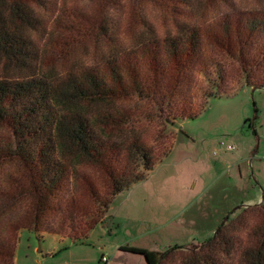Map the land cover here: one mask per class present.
I'll return each instance as SVG.
<instances>
[{
  "label": "rangeland",
  "instance_id": "obj_1",
  "mask_svg": "<svg viewBox=\"0 0 264 264\" xmlns=\"http://www.w3.org/2000/svg\"><path fill=\"white\" fill-rule=\"evenodd\" d=\"M132 2L108 0L99 5L94 0H40L31 4L36 24L30 30V40L44 62L58 71L88 61L100 63L113 47L132 53L145 36L160 44L162 38L176 34L180 22L195 25L201 42L189 69L175 76L176 81L163 69L162 49L157 43H153L159 52L155 60L164 74L157 79L139 54L127 57L141 73L150 98L122 100L100 109L128 114L133 124L127 132L139 137L157 157L152 169L112 199L104 223L89 231L87 245L75 246L70 238L25 229L18 236L14 264H104L101 257L106 255V246L119 242L158 252L179 247L180 252L162 262L179 264L175 262L177 255L202 253L199 248L213 238L227 214L230 221L225 232L232 248L229 253H214V262L237 264L246 233L255 222L252 213L241 211L245 207H237L258 193L264 196V184L260 183H264V89L243 85L240 64L226 48L214 49V39L221 34L222 20L264 18V0H164L161 5L153 0ZM98 11L105 27L101 33L97 20L91 28L87 22ZM70 21H80L82 27L65 30ZM259 49V55L252 54ZM248 57L250 82L260 86L264 83V30L252 35ZM214 62L222 69L221 80H215ZM5 71L18 73L9 67ZM209 79L218 81L219 95L208 98L206 105L205 95L212 90ZM196 112L194 118H176L162 134L164 119ZM5 130L0 132L2 138L7 135ZM123 135L115 133L111 141L118 145ZM221 141L235 149L227 150ZM116 163L122 167L118 152ZM10 170V164L0 166V186ZM71 187L68 177L45 219L46 228L55 226ZM16 212L3 218L0 225ZM75 222L79 223V218ZM123 250L130 258L128 262L118 258L119 263L148 264L145 255Z\"/></svg>",
  "mask_w": 264,
  "mask_h": 264
},
{
  "label": "trees",
  "instance_id": "obj_2",
  "mask_svg": "<svg viewBox=\"0 0 264 264\" xmlns=\"http://www.w3.org/2000/svg\"><path fill=\"white\" fill-rule=\"evenodd\" d=\"M38 1L0 0V132L7 130L5 137L0 136V166L13 167L0 186V221L17 211L0 225V264H14L18 236L25 229L39 235L48 232L67 237L74 244L86 243L89 231L104 223L112 199L143 180L157 159L139 137L127 132L126 128L133 124L127 113L100 107L150 98L141 73L127 57L139 54L157 79L164 75L155 60L159 52H155L153 43L158 42L145 36L132 53L113 47L100 63L88 61L58 71L44 62L30 40V30L36 24L31 4ZM94 1L100 5L108 0ZM130 1L135 4L140 0ZM153 1L164 4V0ZM90 16L86 17L89 28L97 20L98 33L104 32L100 11ZM80 21L84 26L85 22ZM80 21L67 22L65 30L81 28ZM219 26L221 34L214 39V49L226 48L236 59L243 85L264 88V83L257 86L250 82L252 67L248 57L251 37L264 30V18L256 15L241 21L226 19ZM176 27V34L162 38L158 44L164 58L161 65L174 75V81L175 76L189 69L201 42L195 25L180 22ZM260 51L252 54L259 55ZM212 64L215 80H221V67ZM8 67L18 73L10 75L5 71ZM209 82L212 90L205 95L206 105L208 98L219 95L218 81ZM96 107L99 109L94 110ZM198 112L164 119L162 134L176 118H194ZM115 133L125 135L118 145L111 141ZM117 152L122 158L121 168L117 167ZM68 177L71 192L55 226L48 229L45 219L53 211L54 200ZM241 211L252 213L255 222L246 233L247 241L239 250L237 264H264V202ZM77 218L79 223L75 222ZM229 221L227 218L213 238L201 245L202 253L177 255L175 262L215 264L214 253H229L232 248L225 232ZM124 249L145 255L148 264H162L181 248L166 252Z\"/></svg>",
  "mask_w": 264,
  "mask_h": 264
},
{
  "label": "crops",
  "instance_id": "obj_3",
  "mask_svg": "<svg viewBox=\"0 0 264 264\" xmlns=\"http://www.w3.org/2000/svg\"><path fill=\"white\" fill-rule=\"evenodd\" d=\"M261 89H264V88H261ZM229 166V165H227ZM238 169L240 171V174H241V167H240V164L238 165ZM257 178L260 180L262 179V174H261V170L259 168H257ZM264 178V177H263ZM257 183V182H256ZM260 183L264 184L262 182V180L260 181ZM258 184V183H257ZM261 188V187H260ZM264 202V196L262 195L260 197L259 193L257 196H253L252 198H249V199H246L242 202V204H259V203H262ZM125 241V240H124ZM84 245H87V242L84 243V244H75V246H84ZM124 247H134L132 245H130L129 243H126V242H119V243H114V244H110L108 246H106L105 250H106V255H103L102 256H106L109 261L107 264H121L119 263L117 260L118 258H122L125 262H128L129 260V256L126 255L125 253V250ZM153 252H158V251H154L152 250ZM132 252V251H131ZM135 254V252H133ZM145 263V262H144ZM141 264V263H140ZM146 264V263H145Z\"/></svg>",
  "mask_w": 264,
  "mask_h": 264
},
{
  "label": "built area",
  "instance_id": "obj_4",
  "mask_svg": "<svg viewBox=\"0 0 264 264\" xmlns=\"http://www.w3.org/2000/svg\"><path fill=\"white\" fill-rule=\"evenodd\" d=\"M219 144L221 146H225L227 150H234L235 149V146L233 144L225 143L224 141H221ZM101 261L104 262V264H107L109 259L106 256H102Z\"/></svg>",
  "mask_w": 264,
  "mask_h": 264
},
{
  "label": "water",
  "instance_id": "obj_5",
  "mask_svg": "<svg viewBox=\"0 0 264 264\" xmlns=\"http://www.w3.org/2000/svg\"><path fill=\"white\" fill-rule=\"evenodd\" d=\"M250 205H251V204H241V205L238 206L237 208H239V207H247V206H250ZM228 216H229V214H227V216L225 217L224 221L219 225L217 231L221 228V226H222V225L224 224V222L227 220ZM217 231H216V232H217Z\"/></svg>",
  "mask_w": 264,
  "mask_h": 264
}]
</instances>
